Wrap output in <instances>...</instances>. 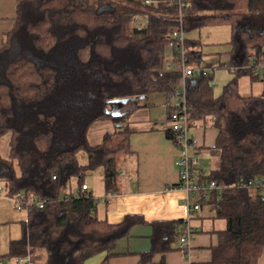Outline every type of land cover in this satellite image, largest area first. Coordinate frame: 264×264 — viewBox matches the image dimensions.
<instances>
[{
	"label": "trees",
	"instance_id": "16d2710c",
	"mask_svg": "<svg viewBox=\"0 0 264 264\" xmlns=\"http://www.w3.org/2000/svg\"><path fill=\"white\" fill-rule=\"evenodd\" d=\"M19 0L12 29L0 46V138L9 135L0 157V195H35L48 203L21 222L1 258L28 256L33 264H84L100 253L112 255L116 242L145 223L130 215L108 224L96 201L81 190L88 174L101 171L106 193L118 191L119 154L130 153L127 116L152 95L167 103L179 74L164 67V48L175 28L172 0ZM185 34L205 27L230 30L229 67L233 78L220 96L209 77L185 84L188 126L212 119L217 137L210 153L219 158L207 176L222 189L199 198L213 206L226 227L206 264H258L264 252V192L240 187L264 178V88L243 96L238 81L264 85L251 66L264 63V0H184ZM191 63L201 65L198 40L183 43ZM135 98L109 111L113 102ZM120 124L96 147L86 133L95 122ZM166 137L177 144L176 133ZM79 153L86 156L80 164ZM52 177H55L53 179ZM77 191V195L73 194ZM66 195V199L64 196ZM151 248L139 264L174 248L181 221L151 223Z\"/></svg>",
	"mask_w": 264,
	"mask_h": 264
},
{
	"label": "crops",
	"instance_id": "0c3cea01",
	"mask_svg": "<svg viewBox=\"0 0 264 264\" xmlns=\"http://www.w3.org/2000/svg\"><path fill=\"white\" fill-rule=\"evenodd\" d=\"M19 0H0V46L5 35L12 29L16 19V7ZM259 82L249 83L243 96L262 94L264 85ZM257 84V85H255ZM253 86H258L253 92ZM213 95L218 97V94ZM172 98L169 100L171 103ZM168 103L161 95L149 96L143 106L130 112L126 119L130 131V153L118 157V191L106 193L103 188L101 171L96 172L102 179L101 193L93 194L87 176L84 183L87 193L94 199L110 196L108 204L96 200L95 212L108 224H118L124 217L140 216L145 223L133 226L127 238L116 242L112 255L100 253L91 256L84 264H139V254L151 248V223L155 221H183L187 219L190 236L188 244L180 248L178 240L173 250L164 255H154L151 264H206L210 260V250L217 246V233L226 227L225 221L216 217L212 205L199 202L197 195H189L177 189L179 182L175 161L180 156V147L166 137L169 130ZM109 111L119 114L122 106H109ZM120 124L111 120L93 123L87 130L88 145L96 147L102 143L105 134L113 133ZM190 151L199 161V167L207 174L219 166V158L210 153L214 146L217 130L212 126V119L193 122L188 132ZM119 167V168H118ZM1 196V195H0ZM194 204L199 210L191 211ZM264 264V252L258 260Z\"/></svg>",
	"mask_w": 264,
	"mask_h": 264
},
{
	"label": "built area",
	"instance_id": "2783aa9c",
	"mask_svg": "<svg viewBox=\"0 0 264 264\" xmlns=\"http://www.w3.org/2000/svg\"><path fill=\"white\" fill-rule=\"evenodd\" d=\"M145 2H150L146 0ZM173 5L176 8L174 21L175 28L171 32L170 42L168 46L172 49V59L170 65L166 70L174 71L179 74V78L176 81L173 93L172 102L168 105V124L169 130L176 133L177 144L180 147V156L175 161V166L178 169L179 182L176 186L177 189L183 191L186 197L189 195H197L199 198H207L209 193L218 192L222 189L216 182L207 180L208 174L200 169L198 159L191 154L190 146L191 141L188 135V113L189 106L186 99L185 84L188 78L194 77H209L213 75L216 70L213 66L202 67L201 65H195L191 63L190 57L187 55L184 42L185 31L184 29V15L187 12L188 5L184 0H172ZM221 67L227 68L229 71L235 70V67H229L226 64ZM253 73H260L264 76V63L259 65H253L250 67ZM55 179V177H52ZM240 187L256 189L259 192H264V178H254L247 180ZM81 190L86 192L87 186L84 184L81 186ZM73 194L76 196L77 191L73 190ZM8 199L13 208L17 211H23L26 216L33 209H43L48 203L47 200H40L37 196L20 194L16 197H5ZM66 195L64 199H66ZM110 196L106 195L95 201H101L105 204L109 203ZM199 210V205L194 204L191 211ZM182 227L184 233L179 237L178 243L180 248H183L188 244V238L190 236V228L187 219L182 221ZM5 261L12 262L11 264H33L28 256L25 257H13V258H1L0 264H6Z\"/></svg>",
	"mask_w": 264,
	"mask_h": 264
},
{
	"label": "rangeland",
	"instance_id": "374dc122",
	"mask_svg": "<svg viewBox=\"0 0 264 264\" xmlns=\"http://www.w3.org/2000/svg\"><path fill=\"white\" fill-rule=\"evenodd\" d=\"M185 38L199 41V49L202 53V59L200 62L201 66H213L216 69L212 75L211 85L214 93L220 96L223 87L233 78L231 71L227 70L225 67H221V65H228L229 63V28L227 26L205 27L199 31L185 34ZM171 57L172 49L167 45L164 48V67L166 69L171 63ZM238 83L241 93L244 92V90H248L250 82L247 77H241ZM257 88L258 86H253V92L256 91ZM8 141L9 135H4L0 138V157L2 158L7 157ZM121 156L122 154H119L118 157ZM118 157H116L117 161L119 159ZM77 160L80 164H83L86 162V156L83 153H79ZM87 181L90 184L93 194L101 193L102 179L99 173L96 172L91 177L88 175ZM26 217L27 216L23 211L15 210L8 199L4 198L2 195L0 196V256L5 255L8 252V243L10 240H17L20 237L21 222L25 221ZM5 263L11 264L12 262L5 261Z\"/></svg>",
	"mask_w": 264,
	"mask_h": 264
},
{
	"label": "water",
	"instance_id": "95a60500",
	"mask_svg": "<svg viewBox=\"0 0 264 264\" xmlns=\"http://www.w3.org/2000/svg\"><path fill=\"white\" fill-rule=\"evenodd\" d=\"M128 101L135 102L136 99L135 98H131V99H128V100L127 99L115 100L113 103L118 105V106H120V105L125 104Z\"/></svg>",
	"mask_w": 264,
	"mask_h": 264
}]
</instances>
